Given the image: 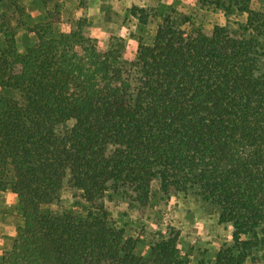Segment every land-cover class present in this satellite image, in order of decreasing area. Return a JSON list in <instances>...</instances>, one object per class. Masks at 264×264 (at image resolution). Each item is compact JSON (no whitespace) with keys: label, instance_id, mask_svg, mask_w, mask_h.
<instances>
[{"label":"trees","instance_id":"1","mask_svg":"<svg viewBox=\"0 0 264 264\" xmlns=\"http://www.w3.org/2000/svg\"><path fill=\"white\" fill-rule=\"evenodd\" d=\"M253 1L202 0L246 13L242 31H187L186 17L169 15L135 50L123 36L93 37L83 16L57 30L61 17L48 11L26 25L22 47L6 39L0 87L18 95L0 93V191L16 196L23 223L1 264H191L174 228L148 255L136 254L137 239L105 205L122 186L140 205L195 191L233 229L215 264L256 261L264 246V3L255 10ZM129 14L141 23L151 15L138 6ZM7 27L0 14V34ZM65 187L72 207L51 210Z\"/></svg>","mask_w":264,"mask_h":264},{"label":"rangeland","instance_id":"2","mask_svg":"<svg viewBox=\"0 0 264 264\" xmlns=\"http://www.w3.org/2000/svg\"><path fill=\"white\" fill-rule=\"evenodd\" d=\"M43 1L0 0V14L5 16L9 31V34H0V51L6 47V39L10 36L15 39L19 47H22L25 43L26 25L31 26L44 21L47 11L59 14L62 20L59 0H47L44 3ZM125 1L131 3L132 0ZM99 2L101 0H91L87 1V4L96 6ZM263 3V0H255L251 6L255 10H260ZM50 4L53 5L52 8ZM147 4L146 8L151 15L144 21V23L147 22L146 24L142 22V25L138 18L135 17V21L128 14L126 21L131 23L127 26L128 31L112 36H123L128 40H134L136 37L141 38L145 35L146 43H151L163 19L169 15L178 14H182L189 20V23L182 26L187 31L199 27L206 32H211L217 25L228 26L234 31H242V26L246 23L248 16L246 13L236 11L227 13L213 5L204 4L202 0H151ZM128 7L131 9L133 6L129 4ZM62 24L66 23L62 20L56 29L58 30ZM129 48L137 49V47H132V44ZM0 93L10 97L18 95L15 89L3 87H0ZM72 124L71 122L70 126ZM62 129V126L59 127V130ZM124 190H129V188L122 186L119 192H107L105 205L115 215L117 225L124 227L128 236L137 239L136 254L138 255H148L151 245L161 238L160 233L168 234L174 228L180 233L179 248L182 257H188L191 264H215L221 246L232 236V226L220 224L218 213L210 201L199 196L195 191L187 195H171L170 197L159 193L149 203L140 205L136 201L130 202L128 196L122 193ZM152 191H159L158 181L152 183ZM62 197L61 205H52L49 208L61 211L62 208L72 207V191L68 187H65ZM253 255L256 261L252 262L249 259L246 264H264V246L256 247Z\"/></svg>","mask_w":264,"mask_h":264},{"label":"crops","instance_id":"3","mask_svg":"<svg viewBox=\"0 0 264 264\" xmlns=\"http://www.w3.org/2000/svg\"><path fill=\"white\" fill-rule=\"evenodd\" d=\"M87 1L91 0H59L63 23L77 20L82 16L86 17L90 23L91 34L105 40L109 36L120 35L128 31L127 26L131 24L126 21L129 4L147 7V3L151 0H132L131 3L125 0H101L96 6H89ZM52 6L50 4L51 8ZM131 16L135 20V16ZM135 21L133 22L136 23ZM145 39V35L131 39L132 47H137L138 41L146 43ZM22 223V214L16 196L10 189L0 191V264L2 255L12 249L18 227Z\"/></svg>","mask_w":264,"mask_h":264}]
</instances>
